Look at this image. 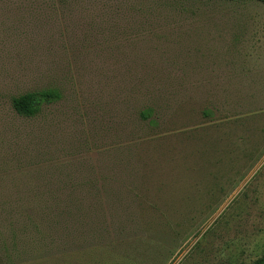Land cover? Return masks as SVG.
I'll return each instance as SVG.
<instances>
[{
	"label": "rangeland",
	"instance_id": "1",
	"mask_svg": "<svg viewBox=\"0 0 264 264\" xmlns=\"http://www.w3.org/2000/svg\"><path fill=\"white\" fill-rule=\"evenodd\" d=\"M0 191L37 195L6 264L259 260L264 4L0 0Z\"/></svg>",
	"mask_w": 264,
	"mask_h": 264
},
{
	"label": "trees",
	"instance_id": "2",
	"mask_svg": "<svg viewBox=\"0 0 264 264\" xmlns=\"http://www.w3.org/2000/svg\"><path fill=\"white\" fill-rule=\"evenodd\" d=\"M227 2L255 1L264 4V0H225ZM62 100V94L58 89H47L38 92H30L11 100L15 113L24 118H35L42 113L46 106L54 105ZM144 120L151 117L150 111L142 113ZM37 195L32 192L2 193L0 191V264L1 260H11L15 252L17 229L24 236V229L28 223L36 224L35 212L38 211L34 198ZM41 199V198H37ZM28 229V228H27ZM19 234V233H18ZM253 264H264V255Z\"/></svg>",
	"mask_w": 264,
	"mask_h": 264
}]
</instances>
